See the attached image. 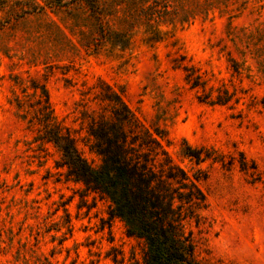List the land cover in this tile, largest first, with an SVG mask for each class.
I'll return each instance as SVG.
<instances>
[{
  "label": "rangeland",
  "instance_id": "374dc122",
  "mask_svg": "<svg viewBox=\"0 0 264 264\" xmlns=\"http://www.w3.org/2000/svg\"><path fill=\"white\" fill-rule=\"evenodd\" d=\"M135 1L103 2L112 26L126 30L122 49L106 43L77 4L32 12L27 0H9L0 11V264H143L142 245L110 217L109 200L67 180L57 149L36 142L31 82L45 86L56 122L97 167L84 117L100 112L99 81L121 93L145 127L166 133L161 144L177 165L204 175L203 223L187 226L196 260L264 264V77L246 46L264 31V0L161 26L159 42L133 22ZM81 36L92 38L90 49L79 46ZM176 66L192 67L204 88H191ZM218 98L226 103H208ZM183 142L209 159L183 158Z\"/></svg>",
  "mask_w": 264,
  "mask_h": 264
},
{
  "label": "trees",
  "instance_id": "16d2710c",
  "mask_svg": "<svg viewBox=\"0 0 264 264\" xmlns=\"http://www.w3.org/2000/svg\"><path fill=\"white\" fill-rule=\"evenodd\" d=\"M8 1L0 0V11ZM189 1L191 7L184 5L182 0H153L151 3L136 0L133 3L136 8L133 22H143L146 27L152 28L156 38L151 40L159 42L166 35L161 26L187 23L215 9L223 14L222 8L231 4L240 3L239 9H243L249 3V0ZM27 2L26 10L32 12H43L45 9L59 11L80 5L88 13L87 21L93 29H98L99 35L105 36L106 43L114 48H127L126 43L119 41L127 40L124 36L126 30L112 26L109 20L112 13L106 12L104 0ZM117 7L113 5L109 10L114 13ZM51 25L63 34L55 23ZM151 34L148 33L149 36ZM77 42L82 48L90 49L92 46L91 37L81 36ZM67 43L75 46L70 39ZM246 46L250 54L259 59L258 69L264 77V31L251 34ZM175 68L185 72L184 80L191 88H204V83L192 67ZM98 86L101 92L96 93L93 100L100 106V112L84 117L87 119L89 151L100 160L97 167L82 158L70 130L56 122L45 86L31 82L28 88L33 90L35 98L33 119L38 127L36 142L50 143L57 149L60 155L57 167L65 168L67 180L82 184L86 190L109 200L110 217L122 221L126 236L142 245L143 264H203L195 258L192 232L187 226L193 223L198 228L203 223L200 212L206 210L207 204L199 183L204 175L200 170L189 175L177 165L161 144L166 140V133L157 127H145L127 107L121 93L115 92L103 81H99ZM15 102L18 110L24 109L23 104ZM208 103L224 105L226 101L218 98ZM183 145L184 149L180 152L183 158L196 165L209 159L203 149L191 148L185 142Z\"/></svg>",
  "mask_w": 264,
  "mask_h": 264
}]
</instances>
